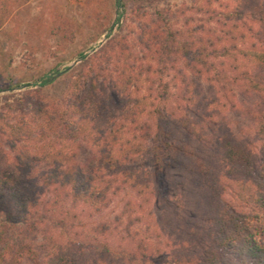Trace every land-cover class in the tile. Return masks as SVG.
I'll list each match as a JSON object with an SVG mask.
<instances>
[{
  "label": "trees",
  "instance_id": "1",
  "mask_svg": "<svg viewBox=\"0 0 264 264\" xmlns=\"http://www.w3.org/2000/svg\"><path fill=\"white\" fill-rule=\"evenodd\" d=\"M131 16L0 103V264H264V0Z\"/></svg>",
  "mask_w": 264,
  "mask_h": 264
},
{
  "label": "rangeland",
  "instance_id": "2",
  "mask_svg": "<svg viewBox=\"0 0 264 264\" xmlns=\"http://www.w3.org/2000/svg\"><path fill=\"white\" fill-rule=\"evenodd\" d=\"M194 1L120 0L118 5L116 0H21L0 29V103L27 91L60 98L86 69L83 62L105 44L108 31L109 36L132 33V11L189 7Z\"/></svg>",
  "mask_w": 264,
  "mask_h": 264
},
{
  "label": "water",
  "instance_id": "3",
  "mask_svg": "<svg viewBox=\"0 0 264 264\" xmlns=\"http://www.w3.org/2000/svg\"><path fill=\"white\" fill-rule=\"evenodd\" d=\"M116 3L118 4V5H120V0H116ZM109 34H111V31H108L105 35H104V37H103V41L102 42H104L105 40H106V38H107V36H109ZM78 61H76L75 63H77ZM74 63V64H75Z\"/></svg>",
  "mask_w": 264,
  "mask_h": 264
}]
</instances>
